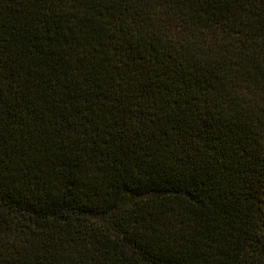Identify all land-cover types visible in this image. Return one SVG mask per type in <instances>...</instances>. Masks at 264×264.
<instances>
[{
  "label": "trees",
  "instance_id": "16d2710c",
  "mask_svg": "<svg viewBox=\"0 0 264 264\" xmlns=\"http://www.w3.org/2000/svg\"><path fill=\"white\" fill-rule=\"evenodd\" d=\"M0 264H264V0H0Z\"/></svg>",
  "mask_w": 264,
  "mask_h": 264
},
{
  "label": "rangeland",
  "instance_id": "374dc122",
  "mask_svg": "<svg viewBox=\"0 0 264 264\" xmlns=\"http://www.w3.org/2000/svg\"><path fill=\"white\" fill-rule=\"evenodd\" d=\"M133 201H134V198H132L130 196H125V198L123 199V204L124 205H130Z\"/></svg>",
  "mask_w": 264,
  "mask_h": 264
}]
</instances>
